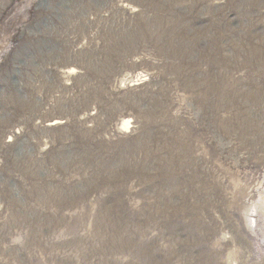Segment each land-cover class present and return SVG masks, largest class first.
<instances>
[{"label":"rangeland","instance_id":"rangeland-1","mask_svg":"<svg viewBox=\"0 0 264 264\" xmlns=\"http://www.w3.org/2000/svg\"><path fill=\"white\" fill-rule=\"evenodd\" d=\"M0 264H264V0H0Z\"/></svg>","mask_w":264,"mask_h":264},{"label":"bare ground","instance_id":"bare-ground-1","mask_svg":"<svg viewBox=\"0 0 264 264\" xmlns=\"http://www.w3.org/2000/svg\"><path fill=\"white\" fill-rule=\"evenodd\" d=\"M127 125H128V122H125V123L123 124L124 127H126Z\"/></svg>","mask_w":264,"mask_h":264}]
</instances>
